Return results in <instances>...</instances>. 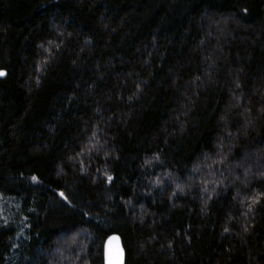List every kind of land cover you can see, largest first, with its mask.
<instances>
[{"label": "trees", "instance_id": "16d2710c", "mask_svg": "<svg viewBox=\"0 0 264 264\" xmlns=\"http://www.w3.org/2000/svg\"><path fill=\"white\" fill-rule=\"evenodd\" d=\"M113 233L125 264H264V0H0V264Z\"/></svg>", "mask_w": 264, "mask_h": 264}, {"label": "water", "instance_id": "95a60500", "mask_svg": "<svg viewBox=\"0 0 264 264\" xmlns=\"http://www.w3.org/2000/svg\"><path fill=\"white\" fill-rule=\"evenodd\" d=\"M1 75L5 72L2 70ZM104 264H125L126 250L123 244L122 237L118 233L110 234L103 247Z\"/></svg>", "mask_w": 264, "mask_h": 264}]
</instances>
